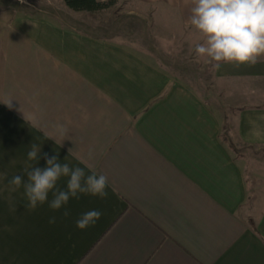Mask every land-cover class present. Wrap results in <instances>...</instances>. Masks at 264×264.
<instances>
[{
	"label": "crops",
	"instance_id": "1",
	"mask_svg": "<svg viewBox=\"0 0 264 264\" xmlns=\"http://www.w3.org/2000/svg\"><path fill=\"white\" fill-rule=\"evenodd\" d=\"M123 1L173 9L191 27L190 0ZM212 77L203 96L117 41L0 14V264H264V176L249 194L222 135L264 143V56ZM44 153L104 174L107 195L52 210L49 192L29 210L9 181L46 167ZM90 210L101 217L79 229Z\"/></svg>",
	"mask_w": 264,
	"mask_h": 264
},
{
	"label": "rangeland",
	"instance_id": "2",
	"mask_svg": "<svg viewBox=\"0 0 264 264\" xmlns=\"http://www.w3.org/2000/svg\"><path fill=\"white\" fill-rule=\"evenodd\" d=\"M0 14L5 18H52L66 26L117 41L190 85L199 94L208 96L213 93L210 87L213 67L198 62L193 51L200 39L199 34L192 27H183L173 9L118 0L101 11L77 12L70 10L63 0H24L23 3L21 0H0ZM222 132L225 141L231 144L232 155L241 165L249 194H252L257 178L264 176V143L232 142L227 130Z\"/></svg>",
	"mask_w": 264,
	"mask_h": 264
},
{
	"label": "clouds",
	"instance_id": "3",
	"mask_svg": "<svg viewBox=\"0 0 264 264\" xmlns=\"http://www.w3.org/2000/svg\"><path fill=\"white\" fill-rule=\"evenodd\" d=\"M190 4L189 23L200 38L193 50L198 62L210 64L218 70L225 63L235 67L254 66L264 56V0H190ZM3 102L11 108V99ZM39 151L37 145H32L27 158L36 161ZM44 158L46 167L24 170L26 182L21 175H15L9 181L12 191L23 184L29 210H35L48 201L49 192L53 195L49 202L52 210L61 209L70 197L76 198L78 194L100 198L107 195L108 178L104 174L93 170L86 175L83 168L61 164L57 156L48 157L47 153H44ZM61 177H68L66 190L56 187ZM63 215H69L66 208ZM101 215L99 210H90L81 215L76 226L85 229ZM54 222L55 217L50 220V223Z\"/></svg>",
	"mask_w": 264,
	"mask_h": 264
},
{
	"label": "trees",
	"instance_id": "4",
	"mask_svg": "<svg viewBox=\"0 0 264 264\" xmlns=\"http://www.w3.org/2000/svg\"><path fill=\"white\" fill-rule=\"evenodd\" d=\"M65 5L73 11L95 12L107 9L118 0H63ZM231 145V144H230Z\"/></svg>",
	"mask_w": 264,
	"mask_h": 264
}]
</instances>
